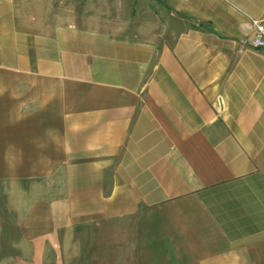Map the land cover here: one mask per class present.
<instances>
[{"label":"crops","instance_id":"1","mask_svg":"<svg viewBox=\"0 0 264 264\" xmlns=\"http://www.w3.org/2000/svg\"><path fill=\"white\" fill-rule=\"evenodd\" d=\"M129 2L0 0V264L142 211L135 264H264V0Z\"/></svg>","mask_w":264,"mask_h":264},{"label":"rangeland","instance_id":"2","mask_svg":"<svg viewBox=\"0 0 264 264\" xmlns=\"http://www.w3.org/2000/svg\"><path fill=\"white\" fill-rule=\"evenodd\" d=\"M129 5L130 10L126 12L125 20L128 26L126 32L130 33L140 29L146 30L143 33L154 30L156 22L152 19H156L151 15L163 17L166 14L161 5L154 4V0H131ZM157 30L156 28L155 31ZM158 32L163 34L165 30L159 29ZM140 213L146 215L141 217ZM140 213L137 218L131 216L125 220L99 222L75 228L63 240V264H135L150 261L148 235L142 244H135L136 231L140 229V224L148 226V212ZM158 245L161 250L155 256L165 264L166 245L164 242Z\"/></svg>","mask_w":264,"mask_h":264},{"label":"built area","instance_id":"3","mask_svg":"<svg viewBox=\"0 0 264 264\" xmlns=\"http://www.w3.org/2000/svg\"><path fill=\"white\" fill-rule=\"evenodd\" d=\"M248 18V22L251 26L252 35L247 40V46L262 54L264 56V18L262 19H253Z\"/></svg>","mask_w":264,"mask_h":264}]
</instances>
